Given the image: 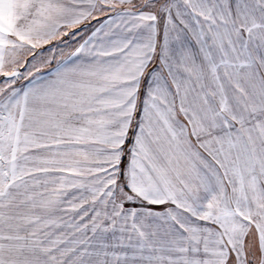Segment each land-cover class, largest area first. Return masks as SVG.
<instances>
[{
  "label": "snow or ice",
  "instance_id": "6c2138e0",
  "mask_svg": "<svg viewBox=\"0 0 264 264\" xmlns=\"http://www.w3.org/2000/svg\"><path fill=\"white\" fill-rule=\"evenodd\" d=\"M0 77V264H264V0H0Z\"/></svg>",
  "mask_w": 264,
  "mask_h": 264
},
{
  "label": "crops",
  "instance_id": "0c3cea01",
  "mask_svg": "<svg viewBox=\"0 0 264 264\" xmlns=\"http://www.w3.org/2000/svg\"><path fill=\"white\" fill-rule=\"evenodd\" d=\"M93 23H95V22H93ZM64 39H68V37H64ZM56 43H58V41H53V44H56ZM46 47H49V46H46ZM0 79H1V77H0Z\"/></svg>",
  "mask_w": 264,
  "mask_h": 264
},
{
  "label": "rangeland",
  "instance_id": "374dc122",
  "mask_svg": "<svg viewBox=\"0 0 264 264\" xmlns=\"http://www.w3.org/2000/svg\"><path fill=\"white\" fill-rule=\"evenodd\" d=\"M4 78L3 77H1V79H0V81H2Z\"/></svg>",
  "mask_w": 264,
  "mask_h": 264
}]
</instances>
